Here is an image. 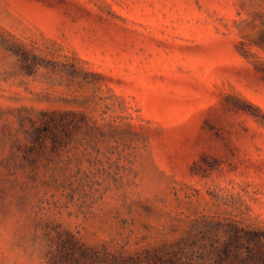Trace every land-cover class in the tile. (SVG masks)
<instances>
[{"label":"rangeland","instance_id":"rangeland-1","mask_svg":"<svg viewBox=\"0 0 264 264\" xmlns=\"http://www.w3.org/2000/svg\"><path fill=\"white\" fill-rule=\"evenodd\" d=\"M221 92L264 109V0H0V264H212L264 230V175L196 167Z\"/></svg>","mask_w":264,"mask_h":264},{"label":"trees","instance_id":"trees-1","mask_svg":"<svg viewBox=\"0 0 264 264\" xmlns=\"http://www.w3.org/2000/svg\"><path fill=\"white\" fill-rule=\"evenodd\" d=\"M206 113L198 137L200 157L197 169L226 167L231 172L264 175V109L235 95L219 93ZM244 153L248 158L243 157ZM226 240L212 264H264V230L230 225Z\"/></svg>","mask_w":264,"mask_h":264}]
</instances>
